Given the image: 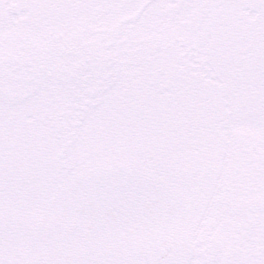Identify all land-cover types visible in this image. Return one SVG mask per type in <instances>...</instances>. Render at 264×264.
<instances>
[{
	"label": "snow or ice",
	"instance_id": "6c2138e0",
	"mask_svg": "<svg viewBox=\"0 0 264 264\" xmlns=\"http://www.w3.org/2000/svg\"><path fill=\"white\" fill-rule=\"evenodd\" d=\"M0 264H264V0H0Z\"/></svg>",
	"mask_w": 264,
	"mask_h": 264
}]
</instances>
